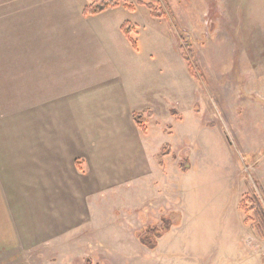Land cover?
Listing matches in <instances>:
<instances>
[{"label": "rangeland", "instance_id": "374dc122", "mask_svg": "<svg viewBox=\"0 0 264 264\" xmlns=\"http://www.w3.org/2000/svg\"><path fill=\"white\" fill-rule=\"evenodd\" d=\"M91 1L0 0V118L26 109L36 92L70 88L77 66H57L53 48L91 27L83 15ZM137 1L121 0L134 11L120 6L111 20L132 25L137 55L124 39L121 56L149 68L175 99L146 125L155 171L105 207L104 231L46 245L39 264H180L199 243L230 264L227 255L247 252L246 237L257 242L255 212L239 206L250 197L264 209V0L252 8L249 0H148L161 18ZM154 227L169 229L150 250L139 236Z\"/></svg>", "mask_w": 264, "mask_h": 264}, {"label": "crops", "instance_id": "0c3cea01", "mask_svg": "<svg viewBox=\"0 0 264 264\" xmlns=\"http://www.w3.org/2000/svg\"><path fill=\"white\" fill-rule=\"evenodd\" d=\"M113 11L87 16L90 28L55 44L54 63L77 66L70 69L78 74L70 77L69 89L36 92L38 99L26 109L0 118V264H39L46 245L104 231L105 207L136 193L155 171L148 132L134 115L151 114L148 123L175 99L149 68L137 70L133 59L121 56L118 48L129 40L123 23L111 20ZM253 237L257 242L245 238V255H227L230 264H264L258 252L264 240ZM195 245L180 254V264H222L211 260L217 256L207 244Z\"/></svg>", "mask_w": 264, "mask_h": 264}, {"label": "trees", "instance_id": "16d2710c", "mask_svg": "<svg viewBox=\"0 0 264 264\" xmlns=\"http://www.w3.org/2000/svg\"><path fill=\"white\" fill-rule=\"evenodd\" d=\"M148 0H138L137 3L140 6H145L148 10L151 11V15L154 18H161L164 13L161 11L155 10L154 4L147 2ZM154 2L158 3V0H154ZM120 6H123L124 8L134 11V7L130 5L129 3H121V0H92L89 5H87L83 9V15L84 16H96L103 12H106L108 10L116 9ZM130 23H124L121 26L122 33L125 35V37L129 40V42L133 45L134 48L137 47L136 41L131 37L132 28ZM149 117H151V114H148ZM134 121L137 124L138 128L143 132H147V121L143 114H135L134 115ZM188 166V164H187ZM180 170L182 173H187L189 169H185L186 165L185 162L180 164ZM240 210L243 212V214H250L252 212H255V218L254 221H256V224L254 226V231L256 232V235L264 240V209L261 208L259 203L256 199H252L250 197L244 198L240 203ZM250 219V217H249ZM251 220V219H250ZM166 223V222H165ZM164 225V223H163ZM169 228H166V230H161L158 228H151L149 230L144 231L142 234H140V242L150 250H154L157 247V238L162 236V233L164 231H167ZM86 264H91V260L88 259L86 261Z\"/></svg>", "mask_w": 264, "mask_h": 264}, {"label": "built area", "instance_id": "2783aa9c", "mask_svg": "<svg viewBox=\"0 0 264 264\" xmlns=\"http://www.w3.org/2000/svg\"><path fill=\"white\" fill-rule=\"evenodd\" d=\"M263 262H264V253H263Z\"/></svg>", "mask_w": 264, "mask_h": 264}]
</instances>
